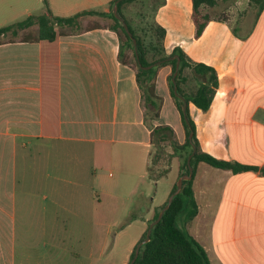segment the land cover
<instances>
[{
  "label": "crops",
  "instance_id": "0c3cea01",
  "mask_svg": "<svg viewBox=\"0 0 264 264\" xmlns=\"http://www.w3.org/2000/svg\"><path fill=\"white\" fill-rule=\"evenodd\" d=\"M44 1L54 16L68 17L75 9L108 12L113 0H39L42 13ZM258 1L232 4L225 20L210 16L199 38L192 0H159L153 14L165 30L166 54L180 48L218 75L208 111L188 104L200 150L256 168L233 173L196 166L197 214L183 228L210 264H264V0L260 11ZM7 5L0 0V13ZM118 50L109 29L0 45V264H103L109 255L104 230L116 228L120 238L140 222L139 235L126 244L122 264L129 263L159 205L141 191L134 195V185L125 198L132 200L133 216L124 225L106 223L100 209L103 196L115 197L117 189L102 185L105 164L118 167L119 181H130L137 177L135 166L150 163L135 72L119 62ZM170 73L169 66L158 71L156 93L163 103L153 124L171 127L183 144ZM138 195L140 215L134 213Z\"/></svg>",
  "mask_w": 264,
  "mask_h": 264
},
{
  "label": "trees",
  "instance_id": "16d2710c",
  "mask_svg": "<svg viewBox=\"0 0 264 264\" xmlns=\"http://www.w3.org/2000/svg\"><path fill=\"white\" fill-rule=\"evenodd\" d=\"M115 1L116 0L110 2L108 12L82 11L68 17L54 16L48 9L47 3L44 1L45 12L41 15H30L22 21L1 27L0 45L16 42H51L58 37L68 36L74 33H83L96 29H109L118 37V60L122 65L130 67L135 72L136 83L141 94L144 124L150 131L151 148L153 147L155 149L154 153H152V151L150 152V163L147 168L148 179L156 182L163 177V173L153 175V166L157 165L161 156H169L165 151V147L167 146L171 147L173 157L181 156L184 158L182 169L184 171L180 173L179 176L187 173L186 161L192 153V146L188 140L190 131L193 132L192 143L196 147V152L191 158L193 176L196 166L200 162L206 163L218 169L230 170L233 173L256 170V168L244 166L238 163L218 160L206 153H203L200 150L199 143L196 138L195 125L190 118L188 107L186 114L184 115L182 113V101L176 98L173 93L171 79L177 62L175 56L178 57L180 62L179 71L176 77L177 92L186 100L188 104H193L197 109L203 112L209 110L218 89V75L216 71L212 67L191 61L180 48H175L170 54H166L163 45L165 30L155 22H153V27L156 36L154 46L150 45L153 54L151 55V60H149L148 49L144 46L141 38L135 33L134 29L123 14V10L136 0H123L117 5L118 14L127 24L133 38L136 39V55L131 38L128 37L121 23L116 20L112 14L111 9ZM216 4V0H192V20L195 26V38H199L201 36L204 28L210 21V16L201 11L202 7L213 8ZM258 4L260 11L262 9V1H258ZM89 16L107 20L109 23L102 24L95 19L94 21H91L93 22L91 26H89V22H87L85 26L81 28L82 20ZM33 27H36L35 34L28 33L26 36H23L17 41L11 39L17 37L19 32L29 30ZM8 35H10V39L3 40V38ZM158 61L164 62L160 66L144 69L145 67ZM164 66H169L171 68V73L168 76L167 82L170 96L180 114L185 131V142L183 144L178 143L175 133L171 127L153 124V122L158 121L159 119L163 103V99L156 93V77L159 69ZM188 81L195 82V87L190 90L184 89L183 85ZM186 120L188 121V124ZM261 172L264 174V169ZM192 179L183 182L181 192L174 197L169 209L164 212L161 221L152 228L150 240L140 248L139 255L134 264H210L203 247L183 228V225L191 221L197 214V205L194 201L192 193ZM174 190L175 184L173 185L170 194ZM163 206L158 208L159 211L155 213L153 219L149 221V224L156 220L158 213ZM132 219L133 218L131 217L130 220ZM178 220H180V224L178 223ZM145 236L146 231L142 235L140 241L143 240ZM134 249L130 256V261L134 257Z\"/></svg>",
  "mask_w": 264,
  "mask_h": 264
},
{
  "label": "rangeland",
  "instance_id": "374dc122",
  "mask_svg": "<svg viewBox=\"0 0 264 264\" xmlns=\"http://www.w3.org/2000/svg\"><path fill=\"white\" fill-rule=\"evenodd\" d=\"M217 4L213 8L209 7H202V12L207 13L209 16L214 18H221L227 19L230 16V12L228 8L240 0H216ZM8 5L2 6V13H0V28L5 27L16 22L22 21L27 17V12L30 10L34 15H41L42 14V5L39 3V0H7ZM159 0H136L132 4L128 5L126 9L123 10V14L129 24L134 29L135 33L141 38L144 46L148 49V58L151 60V55L153 54L151 46H154L155 40V30L153 27V14L154 10L158 4ZM42 7V8H41ZM101 7H96L95 10H100ZM72 10V9H71ZM71 11L70 15L81 11L83 9ZM85 10V9H84ZM240 10H238L239 12ZM237 12V13H238ZM238 15V14H236ZM95 19L101 22L102 24H107L109 21L95 18V17H86L82 20L81 28L85 26L87 22L89 26L92 25ZM68 31V30H67ZM28 33H36V27H33L29 30L19 32L18 36L14 39L15 41L21 39L23 36H26ZM10 39V35L3 38V40ZM151 45V46H150ZM150 46V47H149ZM195 83L193 81H188L186 84L183 85L184 89H192L195 87ZM176 137V135H175ZM177 140V139H176ZM152 153L155 152V149L151 148ZM166 153L169 156L163 155L161 156L159 162L156 166H153V175H159L163 173V177L159 180L154 182L153 180H147V166L145 165L142 167L140 165L135 166L136 176L131 178L130 181L128 180H120L117 176L118 167L111 166V164H105L103 166V170L101 171V181L102 185L112 191V187L117 184V189L115 190V197L110 196H103L102 198V205L101 210L104 211V221L106 223H111L114 221H119L120 224L124 225L126 222L125 220L133 216L131 213V204L132 200L125 203V198L128 197L130 189L135 185V193L134 195L141 191L152 198V202L154 205H159L153 209L152 216L145 224V233L149 221H151L159 210L160 206H163L168 199L169 192L171 191L173 185L176 183L177 179L179 178V174L182 173L184 158L180 156L173 157L172 156V149L171 147H165ZM135 171V170H133ZM143 174V178H139V175ZM140 195V194H139ZM138 195V198L135 199L137 203V211H134L137 215L142 214L140 200L141 197ZM133 199V198H132ZM126 204V205H125ZM125 206V207H124ZM125 209V210H124ZM123 211V213H122ZM135 214V215H136ZM103 215V213H100ZM180 224V220H178ZM107 228V227H105ZM142 228V224L140 222L134 223L132 226L126 228L125 233L119 238L115 236L117 229H105L104 233L106 234L107 242H106V250L108 256H106L105 262L103 264H122V260H124V254L126 250L127 242L134 238L135 236L139 235V232ZM101 231H99L100 233ZM108 232V234H107ZM142 234V235H143ZM142 237V236H141ZM114 240L116 241V245L114 246ZM139 242V241H138Z\"/></svg>",
  "mask_w": 264,
  "mask_h": 264
},
{
  "label": "water",
  "instance_id": "95a60500",
  "mask_svg": "<svg viewBox=\"0 0 264 264\" xmlns=\"http://www.w3.org/2000/svg\"><path fill=\"white\" fill-rule=\"evenodd\" d=\"M121 1H123V0H116L113 3V6H112L111 11H112V14L115 17V19L118 20L121 23V25L123 26V28H124L125 32L127 33L128 37L131 38L132 44H133V47H134L135 54L137 55L136 39L133 38L132 34L130 33V31L128 29L127 24L124 22V20L118 14V7H117V5ZM175 58H176L177 62H176L175 70H174L173 75H172L171 82H172V85H173V93H174V95L176 96V98H178L179 100L182 101V104H183L182 105V113L185 115L186 114L187 107H188V103L177 92L176 77H177V74H178V71H179V63L180 62H179V59H178L177 56H175ZM163 62L164 61H158V62H156L154 64H151V65L145 67L144 69H150V68L155 67V66H160ZM186 122L188 124V121L187 120H186ZM192 136H193V132L190 131L189 132V135H188V140H189V142H190V144L192 146V153L189 155V157L187 158V161H186V164H187V173L179 176V178L177 179V181L175 183V190L168 196V199L166 201V204L163 206V208L158 213V216H157L156 220H154L152 223L149 224V226H148V228L146 230V236H145V238L143 240L139 241L136 244L135 249H134V257L130 261L129 264H134L135 260L137 259L138 255H139L140 248L144 244H146L147 242H149L152 228L161 221L164 212L169 209V207H170V205H171L174 197L177 196L181 192L182 187H183V182L184 181H189V180L192 179L193 169H192V166H191V158L193 157V155L196 152V147L192 143Z\"/></svg>",
  "mask_w": 264,
  "mask_h": 264
}]
</instances>
